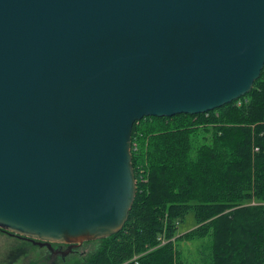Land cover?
Instances as JSON below:
<instances>
[{
	"label": "water",
	"instance_id": "1",
	"mask_svg": "<svg viewBox=\"0 0 264 264\" xmlns=\"http://www.w3.org/2000/svg\"><path fill=\"white\" fill-rule=\"evenodd\" d=\"M263 66L264 0H0V229L117 233L133 123L221 107Z\"/></svg>",
	"mask_w": 264,
	"mask_h": 264
},
{
	"label": "trees",
	"instance_id": "2",
	"mask_svg": "<svg viewBox=\"0 0 264 264\" xmlns=\"http://www.w3.org/2000/svg\"><path fill=\"white\" fill-rule=\"evenodd\" d=\"M131 155L127 220L72 264H182L176 242L204 237L210 264H264V66L214 110L135 121ZM189 211L195 227L180 235Z\"/></svg>",
	"mask_w": 264,
	"mask_h": 264
},
{
	"label": "rangeland",
	"instance_id": "3",
	"mask_svg": "<svg viewBox=\"0 0 264 264\" xmlns=\"http://www.w3.org/2000/svg\"><path fill=\"white\" fill-rule=\"evenodd\" d=\"M194 227L193 212L189 211L184 220L179 223V234L181 235ZM98 245V240L84 241L78 248L79 252L75 257L88 255L95 251ZM176 245L182 264H210L209 237L177 241ZM36 257L35 251L27 248L25 243L0 231V264H32L36 262ZM33 258L35 260H31Z\"/></svg>",
	"mask_w": 264,
	"mask_h": 264
},
{
	"label": "flooded vegetation",
	"instance_id": "4",
	"mask_svg": "<svg viewBox=\"0 0 264 264\" xmlns=\"http://www.w3.org/2000/svg\"><path fill=\"white\" fill-rule=\"evenodd\" d=\"M1 232L25 243V246L30 250L35 251L37 256L36 264H72L76 260L83 259L85 256L75 257L79 252L78 248L83 244H72L62 242H50L49 244L43 240L31 239L25 236L10 233L0 229ZM30 260V261H31ZM34 264V262L32 263Z\"/></svg>",
	"mask_w": 264,
	"mask_h": 264
}]
</instances>
